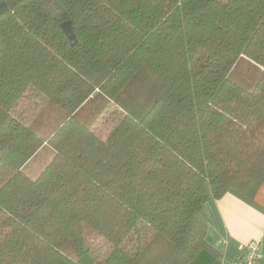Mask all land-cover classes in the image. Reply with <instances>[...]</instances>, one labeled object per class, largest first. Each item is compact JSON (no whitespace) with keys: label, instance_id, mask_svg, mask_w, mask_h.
Returning <instances> with one entry per match:
<instances>
[{"label":"trees","instance_id":"16d2710c","mask_svg":"<svg viewBox=\"0 0 264 264\" xmlns=\"http://www.w3.org/2000/svg\"><path fill=\"white\" fill-rule=\"evenodd\" d=\"M4 1L0 264H190L204 202L264 184V0ZM48 101L67 117L44 137Z\"/></svg>","mask_w":264,"mask_h":264},{"label":"crops","instance_id":"0c3cea01","mask_svg":"<svg viewBox=\"0 0 264 264\" xmlns=\"http://www.w3.org/2000/svg\"><path fill=\"white\" fill-rule=\"evenodd\" d=\"M204 209L207 246L190 264H237L243 256L242 246L251 240L260 241L264 255V184L253 199L228 192L220 199H207Z\"/></svg>","mask_w":264,"mask_h":264},{"label":"rangeland","instance_id":"374dc122","mask_svg":"<svg viewBox=\"0 0 264 264\" xmlns=\"http://www.w3.org/2000/svg\"><path fill=\"white\" fill-rule=\"evenodd\" d=\"M251 73L250 77L247 75ZM259 71L245 60H239L237 67L232 72L231 78L242 86L249 87L253 84V77H257ZM67 117V112L53 101L46 102L31 121V127L40 135L48 137ZM55 150L48 143L26 163L25 172L30 177L36 178L51 162Z\"/></svg>","mask_w":264,"mask_h":264},{"label":"built area","instance_id":"2783aa9c","mask_svg":"<svg viewBox=\"0 0 264 264\" xmlns=\"http://www.w3.org/2000/svg\"><path fill=\"white\" fill-rule=\"evenodd\" d=\"M243 256L237 264H260L263 251L259 240H251L242 246Z\"/></svg>","mask_w":264,"mask_h":264},{"label":"water","instance_id":"95a60500","mask_svg":"<svg viewBox=\"0 0 264 264\" xmlns=\"http://www.w3.org/2000/svg\"><path fill=\"white\" fill-rule=\"evenodd\" d=\"M7 10H8V4L6 3V1L3 0L0 3V15ZM62 27H63L64 31L68 34L69 38L71 40H73L74 42H76L77 38H76V34H75L73 26H72V22L71 21L64 22Z\"/></svg>","mask_w":264,"mask_h":264}]
</instances>
